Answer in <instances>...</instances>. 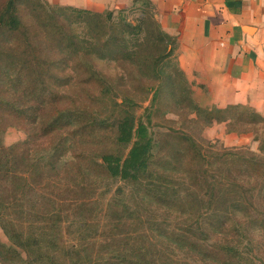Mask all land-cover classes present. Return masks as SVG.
Wrapping results in <instances>:
<instances>
[{
  "label": "trees",
  "instance_id": "1",
  "mask_svg": "<svg viewBox=\"0 0 264 264\" xmlns=\"http://www.w3.org/2000/svg\"><path fill=\"white\" fill-rule=\"evenodd\" d=\"M144 1L154 7L151 1ZM22 2L29 4L34 22L29 23L23 15ZM55 6L46 0H5L0 5V79H9L10 84L31 71L39 76L50 72L55 79L63 76L68 79L71 74L63 73L71 65L88 83L102 85L99 99L105 113H95L90 118L89 127L102 135L108 134L106 148L100 153L101 162L96 163L108 176L127 181L142 198L156 200L168 209L183 206L186 213L192 205L204 206L211 211V220L217 221L212 225L213 231H221L225 236L231 234L252 241L253 231L264 232V155L245 146L219 149L211 141L202 152V146L191 136L175 131L170 135L179 149L169 154H155L153 133L142 118L136 117L138 101L123 88L124 97L119 99L120 85H115L110 81V75L96 69L97 61L106 60L124 64L130 70V79L133 78L131 75L141 79L163 73L161 68L166 58L173 54L176 39L160 27L154 9L149 16L144 12V17L133 24L121 11L114 19L111 10L97 12ZM57 20L69 28L61 29ZM77 23L83 24L82 32L73 28ZM22 37L32 47L36 68L28 65L27 59L20 57L8 42L9 38L18 42ZM55 69L63 70L62 74H57ZM176 72L186 86L173 82V88L176 92L179 90L178 103L189 109V115L195 116L190 119L203 126L225 122L229 132L252 131L259 142L258 150H264V136L258 135V125L264 126V116L248 105L201 106L193 97V89L184 71L178 66ZM157 102L158 89L146 108L147 116L150 117ZM238 124H241L240 128H236ZM181 163H187L193 169L198 166L194 172L189 171V182L184 177H176ZM191 185H195L199 192ZM54 217L56 224L49 225L48 231L43 232L47 237L39 238L12 229L9 220L1 216L0 225L12 244L6 245L0 240V263L65 264V260L60 261L51 252L57 245L52 237L50 239L53 234L50 229H55L60 222L58 213ZM190 218H193L192 213H188L187 219ZM125 223L119 219L108 227L103 250L109 255H100L95 264H189L175 258L177 252L216 262L223 255L226 264H244V252L237 244L221 239L211 243L191 239L188 235L192 232L191 223L167 237L159 224L128 232L123 229ZM208 237L204 235L205 240ZM72 264L87 263L79 259Z\"/></svg>",
  "mask_w": 264,
  "mask_h": 264
},
{
  "label": "rangeland",
  "instance_id": "2",
  "mask_svg": "<svg viewBox=\"0 0 264 264\" xmlns=\"http://www.w3.org/2000/svg\"><path fill=\"white\" fill-rule=\"evenodd\" d=\"M4 2L0 0V5ZM21 8L28 22H34L29 4L22 2ZM111 11L114 19L121 11L127 21L136 24L144 17V12L148 16L153 13V8L144 0H136L128 8ZM57 23L61 29L68 27L62 21L57 20ZM73 28L82 32L83 24L77 23ZM8 40L17 54L36 68L35 54H32L28 42L23 37L18 42ZM178 66L173 53L166 58L161 68L163 73L159 76L138 79L131 75L133 78L130 79V70L124 64L106 60L96 63V69L110 75V81L120 85L122 96L119 95V99H123L125 89L138 101L136 117L142 118L153 133L155 154H169L179 149L170 135L175 131L191 136L202 146V152L211 141L219 149L245 146L264 155V150H258L256 141L243 137L241 133L229 132L220 124L203 126L190 119L195 116L189 115V109L178 103L180 93L173 88V82L186 86L182 76H177ZM55 72L61 75L63 70L55 69ZM68 74L71 77L66 79L63 76L59 80L50 72L39 76L31 71L10 84L9 79H0V214L9 220L12 229L46 238L47 234L43 232L48 231L49 225L56 224L54 216L58 213L61 223L55 229L49 228L53 233L50 239L52 237L57 245L51 250L52 254L60 261L65 260V264L79 259L95 264L100 255H109L103 250L108 227L119 219L126 221L123 229L128 232L159 224L166 237L191 223L192 232L188 233L191 239L207 243L228 240L244 252V264H264L263 230L253 231L252 241L231 234L225 236L221 231L214 232L212 225L217 221L211 220L213 216L209 214L212 213L204 206L192 205L186 213L183 206L168 209L156 200L142 198L130 183L110 177L98 167L96 163L101 162L100 153L106 148L108 134L102 135L89 127V121L95 113H105L99 99L102 85L88 83L71 65L63 73ZM156 89L158 102L149 117L146 108ZM240 127L241 124L236 125V128ZM258 135L264 136L262 124L258 125ZM194 169L181 163L176 177H184L189 182V171L194 172ZM191 187L199 192L195 185ZM188 213H192L193 218L187 219ZM204 235L209 237L205 240ZM0 240L6 245L12 244L1 225ZM22 254L25 256L23 251ZM174 257L189 264H226L223 255L218 262L192 258L182 252H177Z\"/></svg>",
  "mask_w": 264,
  "mask_h": 264
},
{
  "label": "crops",
  "instance_id": "3",
  "mask_svg": "<svg viewBox=\"0 0 264 264\" xmlns=\"http://www.w3.org/2000/svg\"><path fill=\"white\" fill-rule=\"evenodd\" d=\"M46 1L97 12L135 4V0ZM149 1L160 27L176 39L173 53L197 103L219 108L248 105L264 116V0ZM214 124L226 130L225 122ZM241 135L258 146L253 132Z\"/></svg>",
  "mask_w": 264,
  "mask_h": 264
}]
</instances>
